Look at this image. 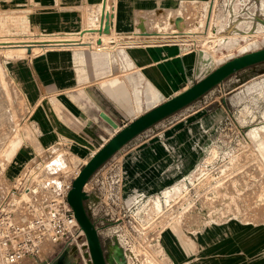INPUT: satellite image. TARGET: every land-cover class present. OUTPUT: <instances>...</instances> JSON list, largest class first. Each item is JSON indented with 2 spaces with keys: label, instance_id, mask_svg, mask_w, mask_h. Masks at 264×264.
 <instances>
[{
  "label": "water",
  "instance_id": "water-1",
  "mask_svg": "<svg viewBox=\"0 0 264 264\" xmlns=\"http://www.w3.org/2000/svg\"><path fill=\"white\" fill-rule=\"evenodd\" d=\"M211 30L216 58L64 177L76 244L37 264H264V0H215Z\"/></svg>",
  "mask_w": 264,
  "mask_h": 264
},
{
  "label": "rangeland",
  "instance_id": "rangeland-1",
  "mask_svg": "<svg viewBox=\"0 0 264 264\" xmlns=\"http://www.w3.org/2000/svg\"><path fill=\"white\" fill-rule=\"evenodd\" d=\"M116 1L120 4V0H111L112 3ZM214 4L215 0H162V3L158 4V6L156 5V7L142 11L139 14L147 17L148 30H159L160 25L162 26L164 23H167V30L177 29L180 32L171 34L169 37L134 36L131 32L138 29L136 26H133L132 30L123 33H120V28H118L113 34L111 17L108 22L109 31H106L108 36L105 40L108 49L105 51H99L97 47L98 42L91 34L84 39V43H80L81 46H71V44L67 43L69 41H55L54 43H58V45L46 50L73 49L76 59H81L84 62L80 64V67L84 68L85 73L90 74L92 78L93 76L100 78L95 81L107 80L103 82V85H106V92L115 101L122 104L120 112L122 113V119L125 120L133 113V116L139 114L144 107L147 108L160 102L162 100L160 99V95H167L183 84L189 83L199 74L200 69L205 67L209 61L216 58L208 47V41L215 37L211 30ZM97 6L96 3H88L87 1L78 6L80 9L78 12L82 16L85 26L90 21L89 17L96 13ZM179 6L183 7L184 15L188 18L184 21L179 19V26L177 27L175 15L177 13L176 8ZM207 6L212 8L210 14L207 12ZM171 12L172 15L170 16ZM28 14L29 9L20 10L15 7H3L0 5V41L29 36L61 38L76 32H60L61 30L57 29L54 30V33L41 34V31L35 30L30 26ZM110 15H112V12H110ZM137 21L138 17L135 18V25ZM184 32L186 34H183ZM182 35H186V37H180ZM50 42L47 41L43 45L34 44L30 46V52L33 54L39 51H46L42 48ZM76 42H81V40H76ZM133 44L134 46L137 44L144 46L138 47V49H148L149 46L152 48L159 46L177 47L179 49L177 56L175 55V58L174 56L170 57V60L174 64L173 69L176 75L172 76L171 79L165 72L161 71L169 80L185 74V68L190 72L186 74V77L181 82L172 86L162 84L161 81L159 82V78L155 74L154 82L162 86L158 90L152 84L153 80L149 74V69L143 65L144 61L149 59L138 63L133 59L125 61L121 59L123 55L121 56L120 53H123L124 57L128 59L126 57V49L130 48L129 45ZM21 49L22 46H14L12 42H0V202L8 195L17 194L15 188L18 185L19 176L29 167H36L35 173H37L40 179L42 175L39 171L44 167L49 177L51 175L54 176L53 178L58 177L60 181L51 183L57 191V189H61V182L65 181L64 177L68 173L75 175L83 162L82 159L73 155L66 145L58 143L45 145L43 143L40 129L34 117L36 109L35 96L38 91L33 88L34 84L30 82L28 75L20 73L22 69L18 68L21 63L20 58L27 57L26 54L28 53V48L24 50L25 52H22ZM120 49L124 51L119 52ZM117 58L125 63L121 60L119 61ZM87 59L90 61H87ZM110 96H108V101L106 100V105L108 106H110ZM16 136L24 139L25 144L22 143L13 156L8 158L6 151L11 148V140ZM20 153H27L29 156L24 163L18 161ZM256 159L264 167L259 158L257 157ZM85 160L83 163H85ZM49 186L46 185V188L49 189ZM89 187L90 185H88ZM22 192L25 191L23 190ZM45 196L48 195L45 193ZM22 200L25 199H21L20 202ZM20 202L17 203L19 204ZM121 219L123 220V225L127 228L124 216L121 215ZM131 235L138 250L147 251L145 246L132 233ZM53 252V248H46L44 255L54 256Z\"/></svg>",
  "mask_w": 264,
  "mask_h": 264
},
{
  "label": "crops",
  "instance_id": "crops-1",
  "mask_svg": "<svg viewBox=\"0 0 264 264\" xmlns=\"http://www.w3.org/2000/svg\"><path fill=\"white\" fill-rule=\"evenodd\" d=\"M86 1L97 4L100 0H0V5L20 10L29 9L30 26L41 31V34H50L57 29L61 30L60 32L83 29L85 22L78 12V6ZM160 3L162 0H120L122 15L124 14L125 18V29L120 30V33L132 30L133 26L137 27L138 21L135 25V18L139 17L142 11L154 8ZM26 55L27 57L20 58L18 68L22 69L20 73L28 75L30 82L34 84L33 88L38 91L35 96L34 117L45 145H66L73 155L84 162V159L115 131L116 125L124 124L133 116L134 113L125 120L122 119V104L108 95L106 85H103L107 80L95 81L100 78H92L90 74L85 73L84 68L80 67L84 62L76 59L73 49H54L33 54L28 51ZM143 65L149 69L152 84L158 90L162 86L154 82L155 74L159 82L172 86L181 82L190 72L185 68V74L169 80L155 58L144 61ZM186 84L188 82L167 95H160V99L175 93ZM108 96L111 98L110 106L106 105ZM19 156L20 163H24L29 157L27 153ZM45 259L46 257H41L39 262L46 261ZM39 262L27 258L21 264Z\"/></svg>",
  "mask_w": 264,
  "mask_h": 264
},
{
  "label": "built area",
  "instance_id": "built-area-1",
  "mask_svg": "<svg viewBox=\"0 0 264 264\" xmlns=\"http://www.w3.org/2000/svg\"><path fill=\"white\" fill-rule=\"evenodd\" d=\"M35 171L36 167L26 169L19 176L17 194L0 202V264H21L27 258L39 262L41 257L49 262L64 248L76 244L71 230L74 218L66 211L63 189L58 201L53 186L47 189ZM23 190L29 196L18 204L15 198ZM46 248H53L54 256L44 255Z\"/></svg>",
  "mask_w": 264,
  "mask_h": 264
},
{
  "label": "bare ground",
  "instance_id": "bare-ground-1",
  "mask_svg": "<svg viewBox=\"0 0 264 264\" xmlns=\"http://www.w3.org/2000/svg\"><path fill=\"white\" fill-rule=\"evenodd\" d=\"M179 4H180V2H179ZM97 5L98 6H97L96 13L93 16L89 17L90 21L87 23V25L83 29H81L79 31H76L74 34H70L69 36L61 37V38L32 37V36H29V37H22V38H19V39H14V40H2L0 42L1 43H11L12 42V44L14 46H16V45L22 46L21 51L23 52L24 50H26L28 48V46L34 45L35 42L51 41L50 43H47L48 45H45L42 48V49L46 50L47 48L54 47V46L58 45V43H54L55 41H69L67 43L71 44V46H81L80 43H84V41H85L84 39L88 35L91 34V35H93V37L96 40H98V39L101 40V43L97 44V47H98L99 51H105L106 49H108V45L105 43V40H106V37L108 36V34H106L105 30H103L100 33L98 31V29L100 27L101 28L103 27V29H104L106 27V23H108L110 18L112 17V19H111L112 20V27H113V32L112 33L114 34V32H116L118 30V28H120V30H124L125 29V25H123V22H125V18L123 17L124 14L122 15L121 6H120L118 1H116L115 3H112L111 0H100L97 3ZM206 9H207V12H209V14H210L212 8L207 6ZM176 10H177V13H176L175 17H180V19L183 20V21L188 18L187 16L184 15V9H183L182 6L177 7ZM110 12H112V15H110ZM171 15H172V12H171L170 16ZM102 18H103V21H102ZM161 24H163V23H161ZM159 28L160 29L156 30V31L149 30V34H142V32L140 31L139 28L137 30L131 32V33L134 34V36L138 35L140 37H157V38L161 37V36L169 37V35H171V34L180 33L177 29L167 30L168 29L167 23H164L162 26L160 25ZM84 29L85 30H87V29H97V31L96 32H87V31H85L83 34H81V31L84 30ZM162 29H164V30H162ZM208 30H210V29L208 28ZM208 32L212 33L211 31H208ZM174 36H179V35H174ZM79 39L81 40V42H76V40H79ZM146 40H147V38H146ZM65 44H66V42H65ZM129 47L130 48L126 49L127 50V56L126 57L128 59H126L124 57L123 53H120L121 56L123 55L122 58H121L122 60L125 61V60H132L133 59L134 61H136L138 63V62L144 61L145 59H150L151 57H153V58H155L156 63H159L160 69L163 72H165L167 74V76H169L172 79V76L176 75V72H174V69H173L174 68V64L172 63V60H170V57L174 56V58H175L177 56L178 51H179V49L177 47L159 46L157 48H152L151 46H149L148 49L144 48L145 50L144 49H138V47H144V46H141L140 44L139 45L137 44L135 46H134V44L133 45H129ZM122 51H124V50L123 49L119 50V52H122ZM119 55H118V58H119ZM124 61H122V62L125 63ZM149 86H152V85H149ZM151 88H153V87H151ZM22 143H24V139H22L19 136H16V137H14L11 140V148L6 151L8 158H11L13 156L14 152L17 150V148ZM85 162H86V160H85ZM39 173L42 175V178H41L42 182H44L45 185H47V186H49V185L53 186L51 184L52 182L60 181V180H58V177L57 178H53L54 176H52V175L49 177L47 175V172L45 171V167L41 168ZM61 184H62L61 185V189H57V191H56V189H54L56 191V194L54 196L56 197V199L58 201L61 198L58 195L60 194V191H62V189L64 188V185L66 184V182L65 181L61 182ZM86 188L88 189V185H86ZM28 196H29V194H28L27 191L22 192V194H20V196L15 198L16 203L20 202L21 199H27Z\"/></svg>",
  "mask_w": 264,
  "mask_h": 264
}]
</instances>
